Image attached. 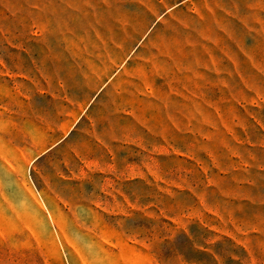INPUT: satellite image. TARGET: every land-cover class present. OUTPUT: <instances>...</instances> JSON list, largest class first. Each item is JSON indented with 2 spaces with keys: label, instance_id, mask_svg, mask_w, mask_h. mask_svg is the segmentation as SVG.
Segmentation results:
<instances>
[{
  "label": "rangeland",
  "instance_id": "rangeland-1",
  "mask_svg": "<svg viewBox=\"0 0 264 264\" xmlns=\"http://www.w3.org/2000/svg\"><path fill=\"white\" fill-rule=\"evenodd\" d=\"M0 264H264V0H0Z\"/></svg>",
  "mask_w": 264,
  "mask_h": 264
}]
</instances>
